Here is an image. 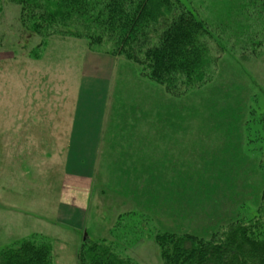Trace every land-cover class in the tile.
Here are the masks:
<instances>
[{"label":"crops","instance_id":"1","mask_svg":"<svg viewBox=\"0 0 264 264\" xmlns=\"http://www.w3.org/2000/svg\"><path fill=\"white\" fill-rule=\"evenodd\" d=\"M77 68L69 86L58 77L56 90L48 86L45 95L32 90V100L18 103L17 117L8 123L0 118L5 126L0 128V141L5 140L1 150L9 147L17 164L24 160L30 165L9 167L10 178L18 172L17 179L30 182L22 190L23 209L40 213L31 216L40 229L10 244L41 236L52 242L53 258L54 244L63 242L48 232L49 223L70 236L68 243L77 254L85 237L111 240L126 225L113 230L127 213L132 220L149 215L165 232L200 238L234 219L240 200L221 201L209 193L212 184L203 178L207 171H220L225 156H233L229 164L241 161L239 115L231 134L216 122L213 131L192 130L199 116L224 120L219 113L227 103L223 98L211 99L208 86L188 98L172 99L122 59L92 56ZM215 124L223 131H214ZM32 170L30 178L26 174ZM13 201L3 203L13 210L8 220L18 221L20 228L22 210ZM49 202L55 204L52 216L42 212ZM1 220L0 233L7 240L9 230L2 229ZM144 242L134 241L130 250Z\"/></svg>","mask_w":264,"mask_h":264},{"label":"rangeland","instance_id":"2","mask_svg":"<svg viewBox=\"0 0 264 264\" xmlns=\"http://www.w3.org/2000/svg\"><path fill=\"white\" fill-rule=\"evenodd\" d=\"M183 1L194 8L199 18L210 27H219L214 31L215 38L211 41L210 46L216 52L221 49L217 52L219 62L215 68L216 72H214L212 82L182 98H188L190 94L195 95L198 91L209 86L206 90L211 89V99L223 98L227 102L219 110L220 115L222 114L224 117L222 122L218 116L213 121L211 116L207 114L210 121L207 117L204 121L198 115L199 117L193 121L192 130L202 132L208 131L210 128L213 131L211 127L216 122L226 134H231L235 131L234 116L239 115L236 118L240 123L239 131L243 154L241 161L235 163L236 165L229 164L228 160L233 159V156H225V166H222L220 171H207L204 175L205 178H203L212 184L211 187H208L209 193L213 196L218 195V199L221 201L224 198L240 200L239 204L234 205L235 220L223 222L211 235L214 236L221 233L223 227L238 219L253 220L257 216L258 202L264 189V172L258 168V156L264 155V129L262 127L264 124V9L261 7L246 8L242 3L243 0ZM18 16L19 8L17 5L10 0H0V118L7 123L17 117V109L20 106L18 103L32 100V90H40L44 93L43 95L47 92L48 86L50 89L56 90L58 77L64 78L61 83L65 87L69 86V79H72L76 74L77 65L83 68L84 62H89L92 56L110 58L105 53L108 44L90 49L84 40L60 36L41 39L21 27ZM42 40L43 44L39 46ZM86 53L88 56L85 55ZM131 64L137 66L134 63ZM137 67L140 72V67ZM143 79L160 86L155 82ZM217 86H219V92L216 96ZM160 87L164 91L163 87ZM168 96L172 99H182ZM204 96L207 97L208 93L207 95L206 92L203 93ZM200 97L198 95L194 99H200ZM248 112L251 114L249 115ZM246 115L254 119V125L251 123L253 129L249 138L243 134ZM2 120H0V128L5 127L1 123ZM220 126L215 124L214 131L220 129ZM223 130L220 129V131ZM4 141L1 140L0 144ZM8 148L4 147L3 150L0 148V219L3 218L1 220L3 221L2 229L7 228L9 230V238L6 240L4 232L0 233V249L40 229L31 222V216H39V211L23 209L26 194L22 190L30 182L17 179L18 172L16 176L12 175L10 178V164L19 167V169L30 168V165L24 160L17 164L18 156L11 154L12 150ZM50 173L54 175V172L50 171ZM34 174L35 172L32 170L26 175L31 178ZM10 199L14 200L15 203L12 204L17 210H22L23 224L20 225V228L18 224H15L18 221L8 220L13 210L9 209L3 202H9ZM210 203L213 201L211 200ZM54 208L55 204L49 202V204L44 205L42 212L47 216H52ZM130 215V213L125 215L126 222L125 219L116 222L113 230H117L124 223L126 225L118 229L111 240L107 241L115 242L118 251L137 264H164L153 236L168 232L160 230L149 215H141L139 219L136 218L135 220H132ZM239 216L242 217L238 218ZM108 220L109 218H107ZM47 227L48 232L60 237L58 242H63L61 245L54 244V264H77L76 252L68 243L70 236L63 234L59 230L60 228L52 223L47 224ZM139 234L142 235L140 236L144 238L145 242L140 248L132 252L130 250L131 245Z\"/></svg>","mask_w":264,"mask_h":264},{"label":"trees","instance_id":"3","mask_svg":"<svg viewBox=\"0 0 264 264\" xmlns=\"http://www.w3.org/2000/svg\"><path fill=\"white\" fill-rule=\"evenodd\" d=\"M243 1L246 8L264 9V0ZM10 2L18 6L25 30L41 39L84 40L90 49L108 44L107 55L136 64L143 78L175 98L211 83L218 66L221 48L216 52L210 45L219 27H210L183 0ZM244 121L243 134L249 138L254 119L248 116ZM258 157V168L264 172V155ZM153 239L164 264H264V189L253 220L238 219L208 239L174 233H158ZM116 246L113 241L85 237L77 264H137ZM0 264H54L52 242L41 236L14 242L0 249Z\"/></svg>","mask_w":264,"mask_h":264}]
</instances>
